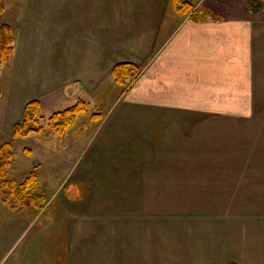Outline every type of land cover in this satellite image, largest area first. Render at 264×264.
Returning <instances> with one entry per match:
<instances>
[{"label":"crops","instance_id":"obj_1","mask_svg":"<svg viewBox=\"0 0 264 264\" xmlns=\"http://www.w3.org/2000/svg\"><path fill=\"white\" fill-rule=\"evenodd\" d=\"M177 1L161 0L156 13L147 0L150 10L132 9L120 27L129 42L139 32L156 39L134 83L113 101L115 127H124L137 140L106 146L99 141L107 139H95L72 194L85 196L77 197L79 206L92 195L93 207L107 205L103 210L124 219H112V225L89 222L81 237L90 239L94 232L98 245L76 252L70 245L79 231L72 221L79 220L61 218L57 233L43 227L54 243L63 245V264H86L103 239L115 244L120 224L132 222L133 212L146 216L150 209H169L166 201H172L174 210H183L182 201L192 194L193 205L184 209L202 210L213 220L203 230L210 239L196 247L195 259L205 264H264V122L248 121L256 110H264V0H180L190 7L182 14L174 6ZM252 3L257 6L250 10ZM229 110H252V115L245 123H230ZM116 146L132 147L135 155L129 165L127 158L120 169L112 170L106 187L105 169L128 156V149L119 153ZM139 225L147 227L149 220ZM122 244L123 252L116 257L133 264L132 258L138 257L127 241Z\"/></svg>","mask_w":264,"mask_h":264},{"label":"rangeland","instance_id":"obj_2","mask_svg":"<svg viewBox=\"0 0 264 264\" xmlns=\"http://www.w3.org/2000/svg\"><path fill=\"white\" fill-rule=\"evenodd\" d=\"M149 2L156 13L160 11L161 0ZM1 4L0 27H8L13 39V51L7 63L0 67V147L9 144L12 154L5 180L22 185L27 177L33 176L36 192L43 194L45 201L42 210L21 207L10 186L0 185V264H63V245L59 241L54 243L49 234L42 232L43 227L57 233L61 218L79 220L72 221L74 230L79 231V237L70 245L71 252L73 249L76 252L97 244L94 232L90 239L81 237L82 229L91 226L89 222L112 225V219L118 223L124 219L103 210L108 209L107 205L93 207L92 195H87L82 206L75 204L77 197L81 200L85 196L73 195L72 191L77 175L85 172L86 160L92 153L86 160L85 157L93 143L107 139L99 142L124 146L137 140L124 127H115L118 116L112 112L115 94L124 97L136 78L117 84L113 73L114 67L121 63L139 68L156 47V39H151L149 34L139 32L130 42L120 35L127 13L136 7L142 10L143 6L145 11L150 7L147 0H1ZM185 4L184 8H188ZM79 100L84 102L85 109L64 134L55 133L49 125L50 116L76 105ZM32 101L38 102V113L24 129L33 132L26 137L13 136L14 126L26 119L25 108ZM229 113L230 123H245L252 110L247 114L240 110ZM248 121L264 122V110H256ZM117 148L115 151L119 153L128 149V156L121 163L115 159L111 170L105 169L108 176L103 186L106 187L110 186L112 170L120 169L127 158L129 165L135 155L132 147ZM194 197L192 194L184 204L182 201L183 210H174L172 201H166L169 209H150L146 216L145 212H133L132 222L126 219V223L120 224V239L116 238L115 244L103 239L105 242L92 258L86 259V264H126L127 261L116 257L126 241L138 257L132 258L133 264H205L195 259L194 252L197 246L205 245L206 238L210 239L203 230L213 220L206 219L202 210L184 209L193 205ZM66 199L74 204L66 203ZM10 202L15 206L13 209ZM235 213L238 212H230ZM147 219L149 225L142 228L140 222L146 224ZM91 230L84 231L85 237L91 235ZM112 230V226L108 228L109 233ZM199 247L197 255L202 252Z\"/></svg>","mask_w":264,"mask_h":264},{"label":"trees","instance_id":"obj_3","mask_svg":"<svg viewBox=\"0 0 264 264\" xmlns=\"http://www.w3.org/2000/svg\"><path fill=\"white\" fill-rule=\"evenodd\" d=\"M253 4L255 5V3H252L250 5V10L253 8ZM175 7L182 13H188L190 11V7L187 5L188 8H184L183 3L180 2V0L175 2ZM2 11L3 7L0 0V13H2ZM12 42L13 39L10 29L6 26H1L0 67L4 63H7L9 56L13 51ZM138 74L139 68L136 65L130 63H121L114 67L113 77L117 84H122L127 79L134 80ZM38 109L39 104L37 101H32L26 105V119L19 125L14 126L12 132L13 136L26 137L29 133L33 132L30 129H24V127H26L28 121L31 122V120H35V115L38 113ZM84 109V102L79 100L76 105L52 114L49 118V125L55 133L64 134L66 129L73 124L75 117ZM31 110H33V112ZM11 157L12 154L10 152V145L3 144L0 147V185L5 188L10 186L12 193H14L16 200L21 207H33L35 209L41 210L43 208L45 196L36 192V182L33 180V176L27 177L22 185H17L14 182H8L5 180V170L10 164ZM3 200H5V198ZM8 202L9 201L6 203ZM10 204V207L13 209L15 206L11 202Z\"/></svg>","mask_w":264,"mask_h":264}]
</instances>
